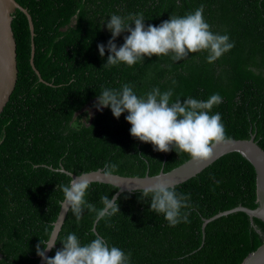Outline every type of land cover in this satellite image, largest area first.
<instances>
[{
	"label": "trees",
	"instance_id": "obj_1",
	"mask_svg": "<svg viewBox=\"0 0 264 264\" xmlns=\"http://www.w3.org/2000/svg\"><path fill=\"white\" fill-rule=\"evenodd\" d=\"M16 1L31 15L33 64L43 81L30 64L27 17L17 9L11 26L18 76L0 113V264H38L36 245L47 242L63 200L57 186L70 180L60 167L80 174L114 163L115 174L144 176L167 172L190 158L174 148L154 151L151 143L132 137L127 112L119 119L110 108L97 110L90 119L85 111L76 115L104 88L129 84L138 96L152 88L171 89L173 100H207L218 93L222 103L211 114L221 115L227 136L247 139L254 133L264 149V0ZM201 5L211 30L227 34L235 44L214 63L202 51L180 61L153 55L131 67L104 66L109 53L106 49L101 57L97 46L111 38V15L142 13L146 27L158 26ZM126 35L117 37L118 47ZM174 187L190 194L188 222L169 226L163 214L150 210L151 198H144L142 190L125 191L117 197L120 213L96 221L95 231L94 212L85 209L77 222L69 210L49 257L70 233L81 244L102 237L110 247L130 252V264H240L261 245L249 233L242 211L203 226L218 212L257 206L255 170L241 157L218 159L206 172ZM116 190L95 185L85 198L99 209L101 197L111 198Z\"/></svg>",
	"mask_w": 264,
	"mask_h": 264
},
{
	"label": "clouds",
	"instance_id": "obj_2",
	"mask_svg": "<svg viewBox=\"0 0 264 264\" xmlns=\"http://www.w3.org/2000/svg\"><path fill=\"white\" fill-rule=\"evenodd\" d=\"M204 6L183 16L171 15L158 26H145L142 13L129 14L127 17L113 14L107 22L111 38L107 45L99 44L101 57L107 49L109 55L104 66L124 63L129 67L145 57L171 56L180 61L190 53L207 52V62L214 63L234 46L227 34L214 33L204 18ZM134 24V27L132 25ZM124 43L117 46L115 40L122 33ZM176 82L173 81V84ZM171 89L161 91L152 88L144 96H138L133 87L123 84L120 89L104 88L97 97L94 107L97 110L110 108L117 119L127 112L126 121L131 125L132 137L144 143H151L154 151L170 152L175 149L190 155L193 160L209 161L216 146L229 141L219 113L211 114L214 106L222 103L216 93L207 100L192 97L172 99ZM117 165H104L105 177H112ZM63 193L62 206L70 210L78 222L85 211L94 212L97 221L114 216L119 210L117 198L101 197L102 207L97 209L86 200L90 181L86 173L71 177L67 185L57 186ZM144 198L150 197V210L163 214L169 226L188 222V209L191 208L190 194L179 193L166 179H157L151 186L141 191ZM111 226V225H110ZM63 245L54 257L46 256V251L55 247L52 237L46 243L36 245V254L45 264H130L131 253L109 246L96 236L87 244H81L75 233H70L60 241ZM43 244V249L41 248Z\"/></svg>",
	"mask_w": 264,
	"mask_h": 264
},
{
	"label": "water",
	"instance_id": "obj_3",
	"mask_svg": "<svg viewBox=\"0 0 264 264\" xmlns=\"http://www.w3.org/2000/svg\"><path fill=\"white\" fill-rule=\"evenodd\" d=\"M17 9L22 11L27 17L31 38L30 64L39 80L43 81L39 71L33 64L34 27L31 15L27 9L21 6L16 0H0V113L3 111L15 88L18 76L16 41L11 26L12 14ZM254 136V133H251L250 137L247 139L230 138L228 142L216 146L214 155L209 161H197L190 157L171 170L167 172L161 170L155 175L146 173L144 176H124L114 173L112 177L108 178L104 176L103 169L101 168L84 173L87 174L90 187L99 184L117 187L116 192L112 195V197L117 198L120 193L125 191L143 190L154 184L157 179H166L170 181L173 186H176L188 182L206 172L218 159L228 155L241 157L247 165L253 167L255 170L257 206L255 208H248L243 205H237L231 209L218 212L204 219L203 226L208 221L218 216L227 215L236 211L246 213L247 216L244 220L249 233L262 243L254 251L248 253L240 264H264V149L254 140ZM58 170L70 176V178H75L79 175L63 167H60ZM61 202L57 217L53 222V227L49 235V238L52 237V242H56L61 226L69 212L67 207L62 206ZM96 221L97 220H95L92 227L94 231ZM52 250L53 248L47 250L45 253L46 256L49 257ZM38 264H45V261L39 257Z\"/></svg>",
	"mask_w": 264,
	"mask_h": 264
},
{
	"label": "rangeland",
	"instance_id": "obj_4",
	"mask_svg": "<svg viewBox=\"0 0 264 264\" xmlns=\"http://www.w3.org/2000/svg\"><path fill=\"white\" fill-rule=\"evenodd\" d=\"M97 100H94L90 103H88L80 112L76 113L79 114L83 111L86 112V115L88 116V118L90 119L92 117V115L97 111V108L94 107V105L96 104ZM85 120V116H83L82 118H80V121H84Z\"/></svg>",
	"mask_w": 264,
	"mask_h": 264
}]
</instances>
